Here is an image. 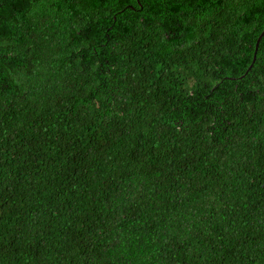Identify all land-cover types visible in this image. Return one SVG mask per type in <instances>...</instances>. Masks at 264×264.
I'll use <instances>...</instances> for the list:
<instances>
[{"label": "trees", "instance_id": "obj_1", "mask_svg": "<svg viewBox=\"0 0 264 264\" xmlns=\"http://www.w3.org/2000/svg\"><path fill=\"white\" fill-rule=\"evenodd\" d=\"M264 0H0V264H264Z\"/></svg>", "mask_w": 264, "mask_h": 264}, {"label": "water", "instance_id": "obj_2", "mask_svg": "<svg viewBox=\"0 0 264 264\" xmlns=\"http://www.w3.org/2000/svg\"><path fill=\"white\" fill-rule=\"evenodd\" d=\"M263 34H264V28L262 29V31L260 32V34H259L258 37L256 38L255 45H254V53H253V57H252V62H251V64L249 65V67L252 65V63H253L254 60H255V57H256V50H257V47H258L259 41H260L261 37L263 36Z\"/></svg>", "mask_w": 264, "mask_h": 264}]
</instances>
